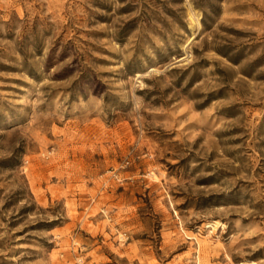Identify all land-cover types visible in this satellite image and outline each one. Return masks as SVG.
I'll list each match as a JSON object with an SVG mask.
<instances>
[{"label":"rangeland","instance_id":"obj_1","mask_svg":"<svg viewBox=\"0 0 264 264\" xmlns=\"http://www.w3.org/2000/svg\"><path fill=\"white\" fill-rule=\"evenodd\" d=\"M0 264H264V0H0Z\"/></svg>","mask_w":264,"mask_h":264}]
</instances>
